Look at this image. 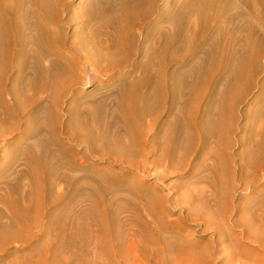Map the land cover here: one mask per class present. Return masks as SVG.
<instances>
[{
  "label": "bare ground",
  "instance_id": "bare-ground-1",
  "mask_svg": "<svg viewBox=\"0 0 264 264\" xmlns=\"http://www.w3.org/2000/svg\"><path fill=\"white\" fill-rule=\"evenodd\" d=\"M159 1L89 0L79 11L86 23V29L79 30L87 38L85 42L88 43L84 45L85 42L77 40L67 41L71 19L63 28L59 27L64 0H0V108L3 112L0 110V126L6 120L16 122L20 116L18 105L6 102L5 95V83L15 66L19 77L14 84L19 98L30 90L35 91L33 97L24 101L34 104L47 89L61 96L79 87L91 74L122 70L133 61L137 52L144 51L152 61H146L141 75L118 93L119 118L125 139H118L117 145L113 143L111 136L118 135V129L108 135L104 130L99 133L81 130L79 136L87 140L88 148H83L80 156L74 158L78 132L68 131L65 138L73 141L70 145L57 138L55 131H50L51 138L59 146L58 152L67 156V165L72 168L76 162L81 166L89 163L92 152L99 153L97 160L116 161L112 155L127 151L137 155L151 145L152 149L161 150L160 159L165 160L163 166L177 157H187L190 166L210 159L214 161L215 167L210 163L205 167L210 172L203 171L198 175L199 183L206 182L210 177L216 179L219 168L224 171L223 176L228 172L231 138L241 116L256 121L252 123L254 138L245 150L244 163L246 173H250V184L257 182V189H262L264 23H250L253 12L246 10L249 6L245 5V0H178L173 10L158 7ZM261 13L264 14V4ZM154 18L157 20L150 23ZM143 40H147V48L141 46ZM153 64L157 65L154 71ZM175 65L178 68L171 72L170 68ZM135 70V67L126 68L125 73L131 74ZM60 100L56 99L55 106L61 103ZM249 103L252 107H248ZM165 108L170 120L155 128ZM110 117H115L113 111ZM146 117H149L148 122ZM150 128L156 129L157 136L147 141L145 133ZM14 133L15 128L6 126L1 129L0 136L7 138ZM159 135L166 139L163 144ZM27 157L30 200L29 204L21 202L19 205L14 201V217L20 218L32 231L43 209L54 205L63 194L59 193L55 199L48 196L60 178L46 161L43 151L30 152ZM152 163L137 161L132 166L146 172ZM111 170L100 171L85 166L77 168L81 174L77 179H73L75 174L68 172L62 176L69 182L79 179L82 183L78 188H93L96 192L98 206L85 215L97 216L94 224L102 232L104 254L119 263L124 261L125 255H131L134 263L141 264H214L204 257L201 262V255L194 254V248L187 243L184 231L188 225L183 226L187 222L186 216L177 210L175 218L167 217L174 211L167 204L162 188L129 172L113 175ZM129 176L133 181L125 183ZM156 178L163 182L164 176L158 174ZM88 179L94 184L87 185ZM115 191H124L125 195L119 196ZM110 193L125 202H128L127 195L132 196L130 203L143 219L133 216L135 212L124 205L115 211L107 210L104 206ZM227 197L220 198L217 190L206 189L204 201L210 206L213 202L216 215H226ZM32 208L36 212L34 221L29 219ZM120 213L124 215L119 217ZM262 214L255 218L260 225L264 224ZM110 218H116L115 225L104 226L103 221ZM73 228L80 253L84 243L82 235L87 230L78 222ZM92 229L88 228L89 234ZM122 238L127 248L120 252L119 239ZM263 238L264 235L260 236ZM212 243L205 251L218 257L225 255L227 264H262L259 259L242 261L238 258L236 249L239 245L234 240L224 238Z\"/></svg>",
  "mask_w": 264,
  "mask_h": 264
},
{
  "label": "rangeland",
  "instance_id": "rangeland-1",
  "mask_svg": "<svg viewBox=\"0 0 264 264\" xmlns=\"http://www.w3.org/2000/svg\"><path fill=\"white\" fill-rule=\"evenodd\" d=\"M88 1L64 0L63 18L59 27L63 28L64 24L71 19L67 29V41L77 40L81 43L87 40L86 36L79 33V30L84 31L86 29V23L79 11ZM177 3L178 0H161L158 7H166V9L169 7L173 10ZM244 3L249 6V8L246 7V10L253 12L250 23L255 25V22L258 25H261V22L264 23V14L261 13L264 0H245ZM156 20L157 18H154L150 23H154ZM74 31L77 32V36L76 32L72 33ZM87 43L85 42L84 45ZM140 44L145 48L149 45L147 40H143ZM146 61H152L147 52H137L133 61L122 70L98 75L91 74L79 87L77 86L61 96L59 93L47 89L40 101L34 104L24 101L28 97H33L36 94L35 91L30 90L22 95V98H19L20 95H18L16 84H14L19 73L16 66L13 68L5 83L6 102L18 105L20 116L16 122L6 120L4 125L1 124L2 126H0V132L6 126L15 128V133L12 136L7 138L0 136V264H141V262L134 263L131 255H125L124 261L119 263L118 260L114 261L107 254H104V238L102 232L94 224L97 216L85 215L86 212L98 206L96 192L93 188L88 190L78 188L82 183L79 179L76 182H69L68 179L62 177L63 173L68 172L75 174L73 179H77L79 178L77 175H81L76 171L77 168L85 166L97 168L100 171L111 168L112 170L109 172L113 175H123L125 172H129L138 179L144 178L162 188V193L164 192L167 197V204L174 211L173 215L167 217L169 219L175 218L177 210H180L184 217L186 216L184 219L187 222L183 226L188 225L184 231L187 236V243L194 248V254L201 255L199 257L201 262L204 257L214 264H227L225 255L218 257L205 251L213 245L212 242L215 240L226 238L231 242L234 240L239 245L236 253L242 261H246L247 258L259 259L264 264V238L263 240L260 239V236L264 235V228H261L264 224L260 225L259 222H255V218L264 213V185L262 189H257V182L250 184V173L249 175L246 173L244 163L245 150L249 149L253 143L254 137L251 129H253L252 123L255 119L239 117L231 138L230 152L232 154L226 175L223 176L222 172L224 171L219 168L215 173L217 180L210 177L207 178L206 182L201 183H199L198 175L203 171L205 173L210 172L205 167L209 163L215 167L214 161L210 159L208 162L203 161V164L190 166L187 157H177L163 166L165 160L160 159L161 150H154L151 145L150 147L147 145L137 155H133L129 151L112 155L117 160L111 162H108L107 159L97 160L99 153L92 152L89 163L85 162L83 163L85 165L81 166L76 162L72 168L67 165V156L58 152L59 146L51 138L50 131H55L57 138L63 142L67 141L65 136L68 131L74 129L78 132L79 142L76 144L77 152L73 154L74 158L80 156L83 148H88L87 140L79 136L81 130H91L98 133L104 130L108 135L114 129H118V135L111 136L113 143L117 145L120 139H125L122 134L124 128L121 127L119 118L118 93L121 90L124 91L135 77L141 75ZM133 67L136 69L134 72L125 73L126 68ZM151 67L154 71L157 65L153 64ZM177 68L178 65H175L170 68V71L172 72ZM125 75L127 77L124 78ZM261 75V78L264 79V69ZM254 89L258 92L257 87ZM58 98L61 99V103L55 106V101ZM252 105L249 103L248 107H252ZM0 110L3 113L2 107ZM112 111L115 117H110ZM168 115V110L165 108L160 114L161 118L155 128L160 127L166 121L168 122L170 120ZM146 118L148 122L149 117ZM55 127L56 129H54ZM146 130L147 141L157 136L156 129ZM159 140L162 144L166 141L161 135H159ZM67 143L72 145L73 141L68 140ZM36 150L43 151L46 161L57 171L60 178L54 191H50L48 196L54 197V199L59 193H62L63 196L54 205H49L43 209L36 226L30 231L20 218L14 217L16 207L14 201L16 200L18 205L21 202L29 204L31 180L27 174V155ZM209 150L204 151L208 152ZM106 157L108 156L106 155ZM137 161L143 164L153 163L144 172L141 169L133 168L132 165ZM256 161L257 159H255ZM154 162L159 163L154 164ZM261 162H264V158ZM158 174L164 176L163 182L156 178ZM261 176H264V171L261 172ZM132 181L133 177L129 176L125 183ZM86 183L90 186L94 184L89 179ZM103 184L105 185V183ZM213 188L217 190L220 198L228 195L225 199L228 202L226 215H216V207L213 202L210 206L204 201L205 190L212 191ZM121 189L122 186L119 190ZM115 193L119 196L125 195L124 191H115ZM127 198L128 202L121 201L116 198L114 193H110L104 207L109 211H115L118 206L124 205L135 212L133 216L143 219L138 209L130 203L132 196L127 195ZM98 210L101 213L102 210L99 207ZM29 212V219L36 220L34 209L32 208ZM123 215L120 213L119 217ZM76 222L81 228L87 230L82 235L84 243L80 253L77 249L78 243L73 237V227ZM115 223L116 218L103 221L104 226L115 225ZM89 227L93 228L90 234ZM119 242L122 246L120 252L126 250L125 239H119Z\"/></svg>",
  "mask_w": 264,
  "mask_h": 264
}]
</instances>
